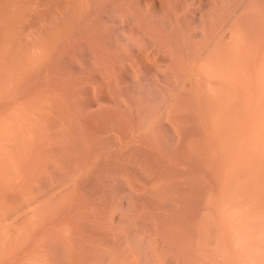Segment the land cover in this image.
Here are the masks:
<instances>
[{
	"label": "bare ground",
	"instance_id": "1",
	"mask_svg": "<svg viewBox=\"0 0 264 264\" xmlns=\"http://www.w3.org/2000/svg\"><path fill=\"white\" fill-rule=\"evenodd\" d=\"M0 264H264V0H0Z\"/></svg>",
	"mask_w": 264,
	"mask_h": 264
}]
</instances>
